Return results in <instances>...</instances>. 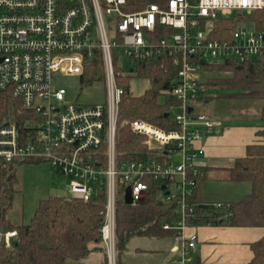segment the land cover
Segmentation results:
<instances>
[{
	"label": "built area",
	"instance_id": "built-area-1",
	"mask_svg": "<svg viewBox=\"0 0 264 264\" xmlns=\"http://www.w3.org/2000/svg\"><path fill=\"white\" fill-rule=\"evenodd\" d=\"M127 4L0 0V91L21 100L34 115L24 135L15 124L0 128V168L6 161H47L68 178L72 196L89 201L104 190L101 233L107 264H118V193L125 199L129 189L131 203H139L158 183L164 202H176L175 221L162 225L174 233L175 263L194 264L199 239L187 228L201 216L200 206L190 198L199 175L197 159L204 153L195 143L220 125L200 109V97L208 91L205 73L229 61L264 60V27L250 19L264 9V0H165L164 6L151 3L137 11H127ZM219 19L229 22L228 36H216ZM120 58L127 60L126 69L117 64ZM153 59L161 60L162 67L168 59L175 69L170 112L179 129L166 130L145 119L124 121L143 138L147 155L120 159L118 120L124 87L119 78ZM96 61L104 67L105 101L65 103L67 91L54 86V75L82 76ZM228 206L213 203L216 210ZM18 240L17 229L0 230L5 247Z\"/></svg>",
	"mask_w": 264,
	"mask_h": 264
},
{
	"label": "trees",
	"instance_id": "trees-1",
	"mask_svg": "<svg viewBox=\"0 0 264 264\" xmlns=\"http://www.w3.org/2000/svg\"><path fill=\"white\" fill-rule=\"evenodd\" d=\"M151 3L164 6L165 0H128L126 10L137 11ZM250 19L256 22L258 28H263L264 9L254 12ZM218 23H221V27L216 36H228L231 30L229 22L219 19ZM166 31L169 33L173 30ZM161 63L159 59L139 63L136 73L119 78V84L124 87L118 120L117 148L120 159L146 154L147 151L143 138L133 134L128 125L122 124L124 121L145 119L166 130L179 129L170 112L173 102L171 88L176 81V72L170 60L165 59L163 67ZM225 67L232 69L233 76L216 85H208V91L200 99L203 103H206L204 100L221 97L262 100L257 124L261 128L259 134L264 135V60L242 63L229 61L222 64L221 68ZM133 75L149 78L151 85L143 94L135 95L131 92L129 80ZM103 78L104 67L100 61L88 64L81 76L82 82ZM33 116L31 111L22 106L21 100L0 91V128L15 124L24 135L29 128L26 122ZM26 162L39 161H6L0 168V230L19 231V240L15 246L7 248L3 243L0 244V264H65L69 258L80 260L102 249L101 229L105 221L106 204L104 190L95 193L89 201L69 195L50 196L40 201L30 222L20 225L12 223L7 211L13 204L16 191V164ZM205 178L201 175L196 177V185L190 198V201L197 202L199 206L202 204L200 191ZM229 179L238 183L249 182L251 191L239 200L224 202L229 206L219 210L211 206H200L201 216L191 223L264 227V140L247 146L246 155L238 158L231 168ZM159 187L158 183L152 184L147 197L139 203L127 204L124 196L118 199V264L121 252L132 237H161L173 232L163 229L162 225L166 221H175L176 202H161L157 197ZM251 248L253 257L248 264H264V236L251 243Z\"/></svg>",
	"mask_w": 264,
	"mask_h": 264
},
{
	"label": "rangeland",
	"instance_id": "rangeland-1",
	"mask_svg": "<svg viewBox=\"0 0 264 264\" xmlns=\"http://www.w3.org/2000/svg\"><path fill=\"white\" fill-rule=\"evenodd\" d=\"M107 19H109L108 16ZM123 60L122 58L118 59L117 64L124 65V69H126L128 62ZM221 67L222 65H216L207 68L205 73L207 85H216L233 76L232 69ZM150 85L149 78L144 76L133 75L129 80L130 90L135 95L143 94ZM54 86L66 89L65 103L67 104H95L104 102L106 99L104 78L82 82L81 76L57 73L54 75ZM204 102L206 103L201 105L202 111L217 118L220 124L229 127L255 126L263 104L260 99L228 97L204 100ZM174 156L175 159L179 158L178 153ZM16 175L13 204L7 211L8 217L14 223L30 222L41 200L69 193L68 178L47 161L16 164ZM228 176L227 170L218 168L203 184L204 195L209 198L211 207H213L212 202L214 201L238 200L251 190L250 183L226 180ZM123 196L122 191L117 195L118 199ZM166 243V241L158 242L148 238H136L132 240L127 249L123 250V264H165L162 261L163 251L161 250L159 253L157 249L158 245L161 246L160 249H163ZM66 262V264H84L81 260L77 261L72 258L67 259Z\"/></svg>",
	"mask_w": 264,
	"mask_h": 264
},
{
	"label": "crops",
	"instance_id": "crops-1",
	"mask_svg": "<svg viewBox=\"0 0 264 264\" xmlns=\"http://www.w3.org/2000/svg\"><path fill=\"white\" fill-rule=\"evenodd\" d=\"M260 129L258 124L255 126L236 125L231 127L220 124L211 135L206 136L201 141H197L195 143L196 146L204 150V153L197 159L199 175L206 177L203 184L218 168L227 170L230 175L231 168L237 159L246 155L247 146L261 143L264 140V135L259 134ZM226 180H230L229 176ZM203 184L200 191V199L202 203L210 204L209 198L204 195ZM157 197L161 202H164L161 190L157 191ZM216 202L231 201L217 200L212 203ZM12 223L20 225L13 221ZM190 224L187 228V233H196L199 239L194 264L196 262L197 264H248L253 257L251 243L264 236V227L208 225L207 223L203 225ZM136 238H148L149 240H157L158 242L166 241L167 243L163 249H160L161 246L158 245L157 251L159 253L161 250L163 251V263L176 264L177 253L173 251V232L161 237L134 236L129 240L125 249ZM100 247L102 249H98L90 253L88 257L80 260L84 264H106V252L103 244H100ZM122 252L119 264H123Z\"/></svg>",
	"mask_w": 264,
	"mask_h": 264
},
{
	"label": "water",
	"instance_id": "water-1",
	"mask_svg": "<svg viewBox=\"0 0 264 264\" xmlns=\"http://www.w3.org/2000/svg\"><path fill=\"white\" fill-rule=\"evenodd\" d=\"M69 196H72V194L69 192V194H68ZM125 202L127 203V204H130L131 202H132V197H131V194H130V190L128 189V192H127V194H126V197H125ZM200 206L201 207H208L209 206V204H207V203H202V204H200Z\"/></svg>",
	"mask_w": 264,
	"mask_h": 264
}]
</instances>
